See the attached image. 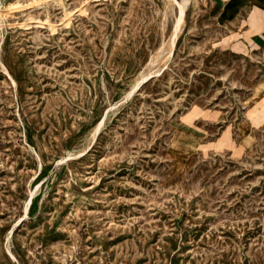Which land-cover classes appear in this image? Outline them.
I'll return each mask as SVG.
<instances>
[{
  "label": "rangeland",
  "instance_id": "rangeland-1",
  "mask_svg": "<svg viewBox=\"0 0 264 264\" xmlns=\"http://www.w3.org/2000/svg\"><path fill=\"white\" fill-rule=\"evenodd\" d=\"M231 6L0 0V264H264V10Z\"/></svg>",
  "mask_w": 264,
  "mask_h": 264
},
{
  "label": "crops",
  "instance_id": "crops-1",
  "mask_svg": "<svg viewBox=\"0 0 264 264\" xmlns=\"http://www.w3.org/2000/svg\"><path fill=\"white\" fill-rule=\"evenodd\" d=\"M217 2H227V4H233L231 7H235L238 9L244 8V6H248V8H257L261 7L264 10V0H216Z\"/></svg>",
  "mask_w": 264,
  "mask_h": 264
},
{
  "label": "bare ground",
  "instance_id": "bare-ground-1",
  "mask_svg": "<svg viewBox=\"0 0 264 264\" xmlns=\"http://www.w3.org/2000/svg\"><path fill=\"white\" fill-rule=\"evenodd\" d=\"M184 13V8H183V5H181V10H180V17L183 15ZM179 15V14H178ZM179 17V18H180ZM177 24V23H176ZM178 25V24H177ZM176 26V25H175ZM179 26V25H178Z\"/></svg>",
  "mask_w": 264,
  "mask_h": 264
}]
</instances>
